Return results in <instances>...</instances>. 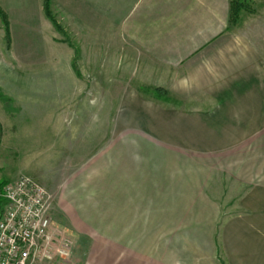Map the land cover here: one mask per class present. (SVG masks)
<instances>
[{
    "label": "crops",
    "instance_id": "crops-1",
    "mask_svg": "<svg viewBox=\"0 0 264 264\" xmlns=\"http://www.w3.org/2000/svg\"><path fill=\"white\" fill-rule=\"evenodd\" d=\"M228 2L128 6L124 48L142 53V80L166 101L130 90L113 136L99 138L56 192L59 214L91 242L86 264H174L170 226L178 243L186 231L193 238L194 264H264V55L235 36ZM0 10L12 43L42 0H0ZM3 50L0 22L1 87L24 64Z\"/></svg>",
    "mask_w": 264,
    "mask_h": 264
},
{
    "label": "rangeland",
    "instance_id": "rangeland-1",
    "mask_svg": "<svg viewBox=\"0 0 264 264\" xmlns=\"http://www.w3.org/2000/svg\"><path fill=\"white\" fill-rule=\"evenodd\" d=\"M133 2L51 0L50 13L61 28L57 31L44 15L42 0V12L26 17L12 43L0 19L7 49L3 58L16 52L24 60L14 70L7 66L8 73H19L20 79H2L0 86V180L25 176L49 192L52 222L73 242L70 264H86L91 242L77 237L59 214L56 192L99 138L113 136L115 119L128 115L117 110L130 90L141 91L152 101L165 100L142 80V53L129 55L124 48L119 26ZM251 6L254 13L244 15L232 31L264 55V0H253ZM103 56L105 77L98 80ZM177 232L170 226L171 262L194 264L193 238L186 231L184 244L178 243Z\"/></svg>",
    "mask_w": 264,
    "mask_h": 264
},
{
    "label": "built area",
    "instance_id": "built-area-1",
    "mask_svg": "<svg viewBox=\"0 0 264 264\" xmlns=\"http://www.w3.org/2000/svg\"><path fill=\"white\" fill-rule=\"evenodd\" d=\"M0 264H70L73 242L52 222L49 192L21 176L0 191Z\"/></svg>",
    "mask_w": 264,
    "mask_h": 264
},
{
    "label": "trees",
    "instance_id": "trees-1",
    "mask_svg": "<svg viewBox=\"0 0 264 264\" xmlns=\"http://www.w3.org/2000/svg\"><path fill=\"white\" fill-rule=\"evenodd\" d=\"M253 0H229V14H228V25L229 27H238L241 24L244 15H252L254 13L252 8ZM51 0H43V12L47 19H49L53 27L57 31H61L58 23L53 19L50 13ZM0 19L4 27L5 34L8 38L9 27L7 16L4 12L0 10ZM70 46V44H69ZM6 181L0 180V191L2 187L6 184ZM5 205V201L0 197V216Z\"/></svg>",
    "mask_w": 264,
    "mask_h": 264
}]
</instances>
